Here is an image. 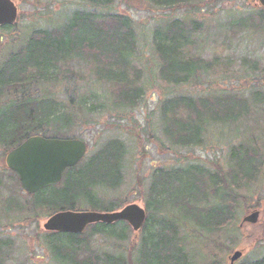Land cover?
<instances>
[{"label":"trees","instance_id":"16d2710c","mask_svg":"<svg viewBox=\"0 0 264 264\" xmlns=\"http://www.w3.org/2000/svg\"><path fill=\"white\" fill-rule=\"evenodd\" d=\"M84 1L81 8L68 9L66 18L56 24L50 16L52 27L25 30L21 43L0 60V222L12 214L21 216L26 226L35 227L37 236L45 234V247L56 264H197L190 259L185 239L195 235L181 230L189 225L193 234L212 236L236 221L239 204L246 199L240 191L252 186L264 171V154L256 147L234 148L226 171L179 161L153 168L146 185L141 184L147 220L138 232L139 239L130 238L134 233L123 222L90 225L79 235L38 231L43 217L75 206L112 212L127 204L122 198L98 195V189L115 191L123 183L127 150L122 141L105 142L76 167L67 169L58 185L34 195L24 193L17 175L6 168L5 156L31 136L80 139L69 134L77 116L95 113L98 106L116 112L140 104L144 90L142 71L135 65L138 33L131 15L109 11L113 0ZM123 1L129 9L166 12L151 32L161 82L172 87L197 86L208 75L217 74L228 77L230 83L231 57L205 58L201 52L195 53L209 38L204 23L170 18V14L185 10L202 13L214 0ZM259 17L264 23L262 8ZM246 21L231 22L230 26L247 30ZM17 24L18 20L0 31H13ZM247 67L255 73L260 64L243 56L233 74ZM91 79L106 90L98 105L89 99L97 98L99 91L79 93V82ZM218 85L211 93L176 95L160 103V132L170 145L166 152L201 147L213 126H238L263 117L264 92L254 84L245 83L251 88L248 96L232 91L231 86ZM259 227L258 242L264 243V225ZM253 233L249 231L248 236ZM100 239L127 242L129 248L125 253H100L102 256L93 247ZM245 241L250 239L245 237ZM12 250V241L0 238V264H12ZM240 264H264V255Z\"/></svg>","mask_w":264,"mask_h":264},{"label":"rangeland","instance_id":"374dc122","mask_svg":"<svg viewBox=\"0 0 264 264\" xmlns=\"http://www.w3.org/2000/svg\"><path fill=\"white\" fill-rule=\"evenodd\" d=\"M12 1L18 8V24L13 31H0V60L9 50H13L21 43L20 37H23L25 30L32 27H52L53 22L56 24L62 18H66L68 9L81 8L80 3L85 4L84 0ZM62 3H64V8L61 7ZM212 5H215L214 9H212ZM212 5L208 6L210 10L208 7H203L202 13L192 14V10H185L170 14V18H184L188 22L204 23V29L207 30L204 34L207 37L209 33V38L206 40V46L201 50L198 47L195 53L201 52L205 58L231 57L233 65L231 75H229L230 83L228 77L221 78L217 74H210L202 80L200 85L179 87L168 86L160 81L158 77L159 60L151 42V32L160 23L162 15L166 12L129 9L123 0H113L112 5L109 6V11L128 13L134 21L138 33L135 65L142 71L140 84L144 95L139 106L133 110L110 112L107 108L103 109L98 106L95 113H83L84 115L77 116L73 131L69 132V134L81 137L80 139L86 143L87 156H91L94 150H98L105 142L112 139H118L126 146L127 154L122 185L115 191L98 189L99 197L122 198L127 200V204L135 203L144 207L145 197L142 194V185H146L153 168L168 166L179 161L184 164L199 163L211 171H215V167L223 168L226 171L227 166L231 163L230 153L240 145H252L264 154V111L263 117H255L250 122H241L238 126H213L208 129L204 145L201 147L171 148L172 151H165L170 145L162 136L159 124V105L165 99L176 95L211 93L217 89L218 82V86L222 88L231 86L232 91L244 92L245 96L250 95L251 89L246 87L247 81L264 92V23L260 20V9L256 6L255 0H214ZM50 16L53 22L50 20ZM241 19L247 20V30L230 26L231 22L236 23ZM259 30L262 31L259 32ZM243 56H250L252 59L258 60L259 70L253 73L247 67L248 69H241L240 73L233 74V70H239ZM261 79L262 81H260ZM79 84V93L81 94H89L92 90L99 91L100 95L97 98L89 99L90 103L98 105L103 102L101 95L106 92L105 88L97 85L93 79L89 83L86 81V83L79 82ZM240 194L246 199L239 204L237 219L227 230L212 236L193 234L192 227L189 225L181 230L182 233L197 237L187 236L185 238L188 254L193 262L197 264H229V256L235 250L243 252L242 259L235 264L251 261L264 255V243L258 242L259 232H261L259 226L264 222V171L252 186L247 190L240 191ZM253 210L260 212L258 223L240 226L242 217ZM67 211L102 212V210L91 206H75ZM46 219L47 217H43L40 220L38 231L44 232L42 224ZM249 231H254L252 236H248ZM134 234H130V238H140V234L138 235L137 232ZM45 237L42 232L37 236L35 227L26 226L22 217L17 214H12L8 219L0 222V238H8L12 241V264H56L51 260L45 247ZM245 237H248L250 241H255V244L254 241L251 244L254 245L253 247L247 244L250 241L246 242ZM216 243L219 246H216ZM93 247L96 248L97 254L102 256L104 254L100 253H125L129 248L127 242L123 244L106 239H100L98 244Z\"/></svg>","mask_w":264,"mask_h":264},{"label":"water","instance_id":"95a60500","mask_svg":"<svg viewBox=\"0 0 264 264\" xmlns=\"http://www.w3.org/2000/svg\"><path fill=\"white\" fill-rule=\"evenodd\" d=\"M264 9V0H258ZM18 17L12 0H0V27L12 26ZM87 147L77 139H48L33 136L6 155L5 164L19 178L22 189L29 195L56 186L67 168L75 167L86 154ZM260 212L253 211L244 216L242 223L255 225ZM147 219L146 211L138 204H129L114 212L61 211L48 217L42 225L46 232L79 235L94 224L112 225L125 222L137 232ZM242 257L235 251L229 258L234 264Z\"/></svg>","mask_w":264,"mask_h":264}]
</instances>
